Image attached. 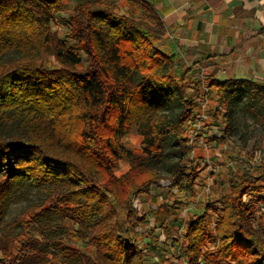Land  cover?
Returning <instances> with one entry per match:
<instances>
[{"label": "trees", "instance_id": "16d2710c", "mask_svg": "<svg viewBox=\"0 0 264 264\" xmlns=\"http://www.w3.org/2000/svg\"><path fill=\"white\" fill-rule=\"evenodd\" d=\"M165 32L146 0H0V264H264V157L209 167L240 113L264 128V78L193 86ZM206 94L209 146L190 137Z\"/></svg>", "mask_w": 264, "mask_h": 264}, {"label": "crops", "instance_id": "0c3cea01", "mask_svg": "<svg viewBox=\"0 0 264 264\" xmlns=\"http://www.w3.org/2000/svg\"><path fill=\"white\" fill-rule=\"evenodd\" d=\"M146 1L164 21L163 39L181 59L180 68H191L193 86L264 78V0Z\"/></svg>", "mask_w": 264, "mask_h": 264}, {"label": "rangeland", "instance_id": "374dc122", "mask_svg": "<svg viewBox=\"0 0 264 264\" xmlns=\"http://www.w3.org/2000/svg\"><path fill=\"white\" fill-rule=\"evenodd\" d=\"M76 1L77 0H71V6H73ZM69 10H65L62 13H60V15L57 18V21L55 22L53 26L54 30L62 33L64 30L67 29V26L65 23L68 18ZM238 121H239L238 130L235 133V135H233L232 139L225 140L224 142H219V141L215 142V147L217 148L218 155H215L214 160L209 161V164H210L209 167L213 166L214 170H218L217 171L218 173H219V170H221L220 168L222 167L221 166L223 162L222 154L225 150H226L225 151L226 153L233 152L235 154V157H234L235 160L239 162V160L241 159L243 161V164H245V166L247 167L250 166L251 162L252 163L260 162L262 158L264 157V128L256 125L248 116L242 113H240ZM192 127H194V125ZM199 133H201L202 136H198L199 138L197 139L196 142L209 146L211 144H208V142H206V138L210 137L214 139L215 134L217 136H220L222 134V131L219 128L204 129L203 125H201V130ZM193 134L194 132L193 130H191L190 136H192ZM123 140H124V143L128 147H131L137 153H142V136L138 133L136 128H134L129 134H127ZM238 144L243 146V152L239 151V149L236 148ZM213 149L215 148L213 147ZM129 168H130L129 163L127 161H123L121 163L120 168L117 170V174L121 175L125 173ZM207 172L208 170L206 169L204 170L203 174H206ZM158 191H164V189L154 188L151 190L149 194L140 195L136 199V206H138L139 204V206L143 209V211L147 212L149 215V218L146 222V224L148 225L142 224L141 226H137L131 229L130 235L133 236V238L137 240L141 244V246H146L145 245L146 242L144 241L145 235L146 233H148L147 230H148L149 224L152 225L155 221L154 214H153L155 209L153 210L151 209V207L152 206L155 207V205H153L155 201L159 202V199H160L159 195L153 196V194H156ZM162 196H165V194H163ZM168 196H172V197L175 196L177 198L178 195L177 196L176 194L173 195V192H170ZM249 199H251V197ZM154 204H157V202H155ZM260 207L264 210L263 204H260ZM12 208L13 209L11 212V216L17 214L21 210L22 205L15 203L13 204ZM8 216H10V214ZM139 233H141V235ZM161 238L162 240H164L165 236L162 234ZM72 243L76 245L77 241H73ZM211 246L212 245L208 244L207 248H211ZM155 256L158 257L157 254L154 255V257ZM154 263L158 264L159 261H155ZM201 263L204 264L205 261L201 260Z\"/></svg>", "mask_w": 264, "mask_h": 264}, {"label": "built area", "instance_id": "2783aa9c", "mask_svg": "<svg viewBox=\"0 0 264 264\" xmlns=\"http://www.w3.org/2000/svg\"><path fill=\"white\" fill-rule=\"evenodd\" d=\"M204 89H205V91H208V87L204 86ZM200 103L202 106V112L197 115V117L193 123L194 127L192 130H193L194 134L192 136H190L192 142H194L198 139V134L201 130L202 119L207 118V109H208V105H209V98H208L207 94L200 98ZM193 156H194V152L191 154V158H193ZM188 210H189V208H186L184 211L187 212ZM165 248L167 251H169L170 249L172 250L173 247L170 243H168L165 246ZM177 252L181 253V246L178 248ZM154 261H159V257L155 256ZM182 264H189V261L187 259L183 258Z\"/></svg>", "mask_w": 264, "mask_h": 264}]
</instances>
